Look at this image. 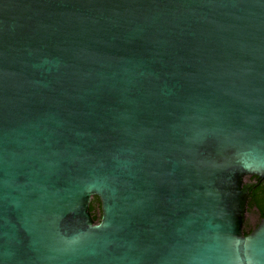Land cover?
I'll list each match as a JSON object with an SVG mask.
<instances>
[{
    "label": "water",
    "instance_id": "obj_1",
    "mask_svg": "<svg viewBox=\"0 0 264 264\" xmlns=\"http://www.w3.org/2000/svg\"><path fill=\"white\" fill-rule=\"evenodd\" d=\"M251 178L264 0H0V264H264Z\"/></svg>",
    "mask_w": 264,
    "mask_h": 264
},
{
    "label": "trees",
    "instance_id": "obj_2",
    "mask_svg": "<svg viewBox=\"0 0 264 264\" xmlns=\"http://www.w3.org/2000/svg\"><path fill=\"white\" fill-rule=\"evenodd\" d=\"M255 186H257L256 189L252 188L250 190L248 210H249L250 214L254 213L257 216H259L260 221H261L262 219H264V182H259ZM90 211L93 215V218L96 221H100V219H101V204H100V201L98 198H94L92 200L91 205H90ZM255 228H252L251 226H249L248 222H247L246 227H245V234L248 235Z\"/></svg>",
    "mask_w": 264,
    "mask_h": 264
},
{
    "label": "rangeland",
    "instance_id": "obj_3",
    "mask_svg": "<svg viewBox=\"0 0 264 264\" xmlns=\"http://www.w3.org/2000/svg\"><path fill=\"white\" fill-rule=\"evenodd\" d=\"M247 222L249 226H251L252 228H255L260 223V220L256 214L251 213L248 216Z\"/></svg>",
    "mask_w": 264,
    "mask_h": 264
},
{
    "label": "flooded vegetation",
    "instance_id": "obj_4",
    "mask_svg": "<svg viewBox=\"0 0 264 264\" xmlns=\"http://www.w3.org/2000/svg\"><path fill=\"white\" fill-rule=\"evenodd\" d=\"M259 182L260 181H258L256 178H251V179L248 180V183H254L255 185H257ZM259 220H260V217H259Z\"/></svg>",
    "mask_w": 264,
    "mask_h": 264
}]
</instances>
